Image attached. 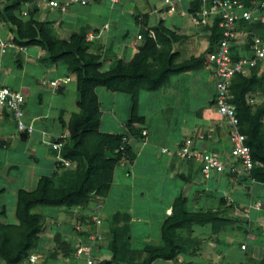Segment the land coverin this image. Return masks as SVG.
<instances>
[{
	"label": "crops",
	"instance_id": "0c3cea01",
	"mask_svg": "<svg viewBox=\"0 0 264 264\" xmlns=\"http://www.w3.org/2000/svg\"><path fill=\"white\" fill-rule=\"evenodd\" d=\"M8 1L9 0H0V9ZM177 1L178 9L174 13H169L167 11V6L163 0H119L118 2H113V0H88L85 5L74 4L64 12L57 8L42 6L39 8L36 17L40 21H49L50 24L48 26L52 29V33L60 39L69 40L72 33L78 31V29L97 33L98 37L95 38V40L100 46L99 48H102L104 52L100 51V49L92 51L102 54V58L107 59L102 67H105V70H108L113 65L115 59L122 58L129 60L133 57L138 51L139 44L142 43V39H139L138 36L144 35L148 29L158 25L161 20H163V23L167 28L183 36L182 39L176 41L178 47L179 44L182 45L184 42L186 45L188 42L193 45V52H191L188 57H183L181 48L178 50L177 46H173V51L179 52L178 58H180L181 61L186 60L191 56L200 55L203 52H206L208 48L213 47L214 44L210 41L211 30L205 26L195 25L191 19L192 16L190 17L187 15V13L191 15L193 0ZM31 2H36V0H32ZM183 12L184 14H182ZM54 13H58L57 16H53ZM81 17H84L86 20L81 19ZM127 22L129 23L127 24ZM87 24H92V27L87 29ZM97 24L101 25V28L97 26ZM124 25H126V27ZM0 26H2V28L4 26L7 29L6 39L1 37V33L0 37L6 41H11L13 37L11 32L13 31L9 24L0 21ZM248 26L243 25L241 28L245 35L250 33V37L254 34H260L262 36L261 32L258 30L253 31L254 33L251 32ZM245 35L243 34L234 44L232 48L234 56L238 53H240L238 54L240 56L252 54L250 40L249 38L247 40ZM200 37L203 42H198ZM174 44L175 42L173 45ZM202 47H205V50H203ZM24 48L26 49H21L19 47L8 48L5 52L7 54L5 63L3 64L0 62V86H10L15 90H20L24 93L26 98L24 105V120L35 126V132L28 135L18 131L15 120L8 113V115L0 117L1 166L8 168L7 170H9V172L13 170L16 171L19 176V178H17L16 174L14 179L17 180L11 179L12 182L10 181V184L0 180V195H5L6 197L9 195L8 193H10L13 196L16 207L13 214L14 219L10 223L17 224L20 223L16 212L18 194L21 189L33 190L36 188L39 179L44 175L52 176L55 186L64 185V179L61 176L62 169L59 168L58 163V161L61 160L60 150L52 148L51 143L58 141V138L69 136L68 128L64 126V124L68 122L72 112L79 111L76 104L79 97L77 79L74 74L68 71L67 64L63 61H52L49 58V53L43 51L39 46L24 45ZM200 50H203V52L199 53L198 51ZM180 60L177 59V61ZM259 65L257 75L262 76L264 73V60L261 61ZM205 70H207L209 74V77L207 78L204 77ZM192 72L197 74H192ZM185 75L194 77V83H196L197 80L199 82V87L201 88L202 86V88H206L207 91L209 85L211 86V82H213L211 96L207 98L204 104H197L195 107L192 106L187 108V105L184 104L182 99H180L177 92L172 93L174 89L171 87V84L168 85V83L171 82L172 78L173 81H178V79ZM195 75L197 79H195ZM64 76H70L71 80L66 82L60 90H53L49 81ZM43 80H45L46 83L43 84ZM261 82L251 93L248 94V100L254 106L263 103V100L260 99L262 87ZM99 89H101V92H103V95L106 97L109 96V94L107 95V93H105L106 91H108V93L112 92L104 87H97L96 91L99 100L101 97V95H99ZM154 92V101L152 102L154 111L150 110L151 107L144 106V110L139 107L141 106L139 93L137 113L144 116L145 121L138 125V127L141 128V130H147V134L142 138H140L141 135L139 134L136 136L131 134L129 141L136 151V157L133 161L125 162H133L134 164L138 163V158L144 154V159L154 165L156 158L161 152L162 156H160L163 166L170 171L172 177H177V179L183 181V193L181 194L187 197L189 207L192 210L204 208L205 210L217 211L215 208L219 209L220 204L225 203H234L236 209L238 207L244 209L246 205L249 206L250 204H255L259 201L263 203L261 209L252 207L253 209L250 211V222L253 226L252 229L247 230L246 228H243L242 230L239 227L234 228L231 226L233 221L231 222L228 220L220 221V225H215L213 222L204 225L194 224L191 232L186 233V231H184L182 233L185 239L186 237L189 238L190 244L188 245L187 250L181 253L178 259H158L154 264H244L245 262L246 264H264V193L258 192L252 184V187L248 188V183L254 182L257 184L260 183L259 185H261L262 182L256 180L252 181L246 179V177L243 178L244 180L241 178L235 180L230 173L225 171L221 173L213 172L214 174L217 173L214 175L216 181H220L222 184L214 185V183H212L211 185L205 184V186H202L210 176L207 178L201 173L199 163L183 161L174 154L163 153L161 151L162 147L175 149L185 138L191 137L194 139L197 147L207 151L217 152L227 161L231 159L229 128L226 120L217 112L213 103L215 94V77L213 66L208 60V57L204 66L200 69L174 74L169 78L167 83ZM28 95L30 97H28ZM126 95H129L131 105V101H133L132 97L128 93H126ZM68 96L71 97V100L68 99ZM123 97L126 98V96ZM29 98H32V101L34 102H30ZM69 102H71V104L73 103L76 108L74 111H69L70 109L67 107ZM164 103L165 105L163 107ZM127 112L130 116L128 119L120 116L119 119L117 113L114 112L119 122L118 126L123 124V127H121L120 130L102 129V115L100 120V130L111 133L127 132L128 127L126 122L132 116L133 107H130ZM187 112L193 114L194 118H189L188 115H186ZM122 120L125 122L120 123ZM137 144H140V146L137 147ZM18 145H22L24 151L30 153L29 160L31 162V168H29L28 173H25L26 175H23V178L20 176L22 164L18 163L13 158L11 159L10 155H8L17 150ZM74 164L75 163L72 165ZM72 165L70 166L72 167ZM31 169L33 171H31ZM190 176L193 179L192 181L195 182L191 181ZM201 178L202 180H200ZM23 179H26L24 182L25 184H22ZM188 187H190L189 190H187ZM205 187L206 191H204ZM178 196H174V199L169 202L175 201ZM221 199L222 201L220 202ZM229 199H233L232 202H230ZM97 204L98 203L96 202L95 205L97 206ZM94 206L90 209V212L95 209ZM102 209H105V204H103ZM166 210L167 214L171 213L170 207H166ZM237 210L238 215L240 213L243 214V210ZM89 213L82 218L85 220L86 217L90 216ZM72 214L76 215L73 211ZM111 214V222H109L110 226L113 223L115 228H118V230L120 229L124 235L127 236V232L123 230L126 227L119 223L123 219L127 220L128 216H124L125 218L121 217V219L118 216L117 211ZM41 215L43 216V214ZM226 217L229 218L227 215ZM162 220L164 221V219ZM162 220L160 221V236L162 235ZM105 225L108 226V224ZM60 226H62L61 222L58 221V231L60 230L63 232L60 240L66 239L73 247L71 255H67L63 258H72L74 256L78 261L77 264H82L83 258H78L75 254L77 244L80 241L89 240L91 234L99 233L100 230L98 226L94 223L89 224L88 222V224L83 225L84 227L82 229L79 226L74 225L72 236L77 243H72V241L67 239V234L70 233L69 228L72 224L70 223L67 233L65 230H61ZM108 228L111 232L110 228L112 227L108 226ZM112 236L107 239L106 237L103 238L102 235V239L96 243L95 249H93V257L95 260L105 258L110 259L113 256L112 251L109 249V243L112 240ZM129 238H133L132 243L137 241L131 233H129ZM49 240H51V238H49ZM49 240L46 239V242H43L45 246L48 245ZM149 244L150 243L146 244L144 242V245L141 246L143 248L130 246V249L133 252L134 250H144ZM242 244L246 245L245 249L241 247ZM40 258H42V256ZM127 259L126 260L129 261L131 258L127 257ZM124 261L125 260L121 259L113 264H127V262Z\"/></svg>",
	"mask_w": 264,
	"mask_h": 264
},
{
	"label": "trees",
	"instance_id": "16d2710c",
	"mask_svg": "<svg viewBox=\"0 0 264 264\" xmlns=\"http://www.w3.org/2000/svg\"><path fill=\"white\" fill-rule=\"evenodd\" d=\"M28 1L32 0H9L0 9V14L14 32L12 41L22 46H39L49 53L52 61L65 62L68 71L76 76L79 94L76 104L79 111L72 112L68 122L64 124L68 128L69 136L58 138V141L63 142L60 149L61 158L75 164L71 167L66 166L63 160L58 161L59 168L62 169V178L64 179L63 175H71L63 180L62 186H55L52 176L44 175L33 190L19 191L16 214L20 223L0 222V259L7 264H20L31 253L37 252L45 223L40 213L33 212L35 207L39 205L72 207L87 203L92 195L102 197L109 192L116 167L121 162L133 161L136 157V151L129 141L131 134L133 136L139 134L140 138L144 136L138 125L145 121V117L136 111L140 91H155L167 83L174 74L200 69L213 48L178 62L179 52L173 51V43L183 36L167 28L161 20L158 25L142 35V43L133 57L129 60L117 58L110 69L102 70L104 58L102 54L90 50L96 40H88L86 30L73 32L69 40L57 38L47 22L37 19L36 14L41 6L33 4L28 13L23 14L24 4ZM243 1L252 11L264 13V4L261 2L255 6L247 0ZM192 4L191 11H195L199 8L200 2ZM245 25H249L251 32L258 30L264 37L261 29L264 23ZM205 27L211 30V43H217L221 38L218 20ZM238 54L234 57H239ZM258 66L250 75H237L234 78L232 101L236 105L241 130L247 135V144L251 147L253 157L264 163V102L254 106L248 100V94L264 77V73L262 76L257 75ZM97 87L131 95L133 112L127 123V132L111 133L100 130L103 111ZM6 115L8 114L5 113ZM231 175L241 176L243 173ZM245 177L264 182V165L254 167ZM226 220L228 219L222 217L218 210L204 208L192 210L187 197L180 194L173 202L172 214L162 223V243L146 246L143 250L146 257L137 264H154L158 259H178L190 244L189 238L185 239L182 236L184 231L191 232L193 224L204 225L213 222L220 225V221ZM112 233L109 249L113 256L110 259L97 260V264H113L121 259H127L128 251L131 250L128 246L130 242L127 241L129 233L123 238L124 233L115 227ZM68 244L72 253V244L69 242ZM130 262L127 261V264H133Z\"/></svg>",
	"mask_w": 264,
	"mask_h": 264
},
{
	"label": "rangeland",
	"instance_id": "374dc122",
	"mask_svg": "<svg viewBox=\"0 0 264 264\" xmlns=\"http://www.w3.org/2000/svg\"><path fill=\"white\" fill-rule=\"evenodd\" d=\"M247 1L251 4H254L255 6L258 5L259 2L264 4V0H247ZM57 14L58 13H54L53 16H57ZM187 15L191 17L190 14L187 13ZM81 19H85V18L81 17ZM0 21L4 22V19L2 18L1 14H0ZM128 23L129 22H127V24ZM47 24H50L49 21L47 22ZM97 26L101 28V25L97 24ZM124 26L126 27V25ZM90 27H92V24L86 25L87 29H89ZM261 29L264 32V27H262ZM80 30L78 29V31ZM0 33H1V37L5 38L7 34V29L4 26L3 28L2 26H0ZM11 34L13 36L14 32H11ZM191 39L193 40L192 37ZM199 41L203 42L201 37L198 40V42ZM173 46L178 47V44L175 42ZM192 46L193 45H191L190 42H188L187 45L184 42L182 43V45L179 44V47L177 49L179 50L181 48L183 57H186V56L188 57L190 53L193 52ZM99 47L100 46L98 45V43L94 41L90 50L97 51L100 49V51L104 52L102 48H99ZM202 48L203 50H205L204 49L205 47H202ZM203 50L202 51L200 50L198 52L201 53L203 52ZM5 54L6 53H0V62H2L3 64L5 63V60L7 59V54L6 55ZM178 60H180V58H178ZM105 61H107V59H104V62ZM101 69L105 70V67H101ZM188 74H191V73H188ZM192 74H197V73L192 72ZM204 74H205L204 75L205 78L209 77L207 70L204 71ZM195 79H197L196 75H195ZM194 81H195L194 77L185 75V76H182V78L178 79V81H173V78H172L171 82L168 83V85L171 84V87H173L174 89L172 93L177 92V95H179L180 99L184 101V104L187 105V108H190L192 106L195 107L197 104H204L207 98L211 96V89L213 86V82H211V86L209 85V89L207 91L206 88H202V86L201 88L199 87V82L197 80H196V83H194ZM261 83H262V87H261V92H260V95H261L260 99H262L263 100L262 102H264V77ZM105 93H107V95L109 94V96L106 97L105 95H103V92H101V89H99V95H101L100 101L103 107L102 108L103 120L101 123V128L104 130L106 129L120 130V128L123 127V124L121 126H118L119 122L114 112L117 113L118 118L120 116V117H125V119H128V117L130 116L127 111H129L130 107H133V101H131V105H130L129 95H126V93H123V92L112 91L108 93V91H106ZM154 95H155L154 91L141 90L140 91L141 106L139 107L143 110H144V106H147L149 108L151 107L150 110L154 111V106L152 103L154 101ZM123 96H126V98ZM28 97L30 96L28 95ZM29 99H30V102L32 103L34 102L32 101V98H29ZM68 99L71 100V97L68 96ZM164 105L165 103L163 104V107ZM67 107H69L70 109V110L68 109L69 111L71 110L74 111L76 109L73 103L71 104V102L68 103ZM179 115H180V112H179ZM186 115H188L189 118H194V115L191 113L187 112ZM123 120L120 121V123H124L125 121ZM127 123L128 121L126 122V125ZM138 146H140V144H137V147ZM8 155H10L11 159L13 158L18 163L22 164L20 176H22L23 178V175H26L25 173L26 172L28 173L29 168H31V162L29 160L30 153L25 152L24 147L22 145H18L17 150H15L13 153H10ZM160 155L162 156L161 152L159 156L156 158L154 165H152L151 162L144 159L145 158L144 154H142L141 157L138 158L139 160V161L137 160L138 163H135V164L133 162L132 163H126V162L120 163L115 169V175H114L112 186L109 192L105 196L97 197L95 195H92L87 203L76 205V206L74 205L72 207L58 206V205H39L35 207L33 209L34 210L33 212H40L41 214H43L44 217L42 216L43 217L42 221L45 223L44 231L40 235V242L36 249L37 253L41 254L42 258H40L36 264H77L78 261L74 256L72 258H63V257H66L67 254L71 255V252H70L71 249L66 239L60 240L63 232L60 230L58 231V221H60L62 225L60 226V229L65 230L66 233L68 231V228L70 227V223L72 224V226L69 228L70 233L67 234L68 235L67 239L69 241H72V243L73 242L77 243V241L72 236L73 226L74 225L79 226L80 228L83 229L84 224H88V222L90 224L91 221H93V216H95L94 215L95 213L99 215L98 218L102 219L101 224L98 225V228L100 230L99 235L101 239H102V235H103V238L106 237L107 239L113 235V233L111 232L113 231L115 225H113L112 223V225L110 226L109 222H111V215H112L111 213L117 211L118 216L120 218L121 217L125 218L124 216H128L127 220L123 219L121 220L119 224H122L124 227H126L123 230H125L127 233L128 232L131 233L137 240L135 243H132L133 238L130 239L129 234H128L127 241L129 242L131 241L130 242L131 245H128V246L143 248L141 246L144 245V242L146 244L150 243L149 245H151V243L152 245L154 244L160 245L162 243V238L160 236L161 234L160 221L162 219H166L168 215L172 214V206H173L174 201L173 202H169V201L174 199L173 198L174 196L176 197L179 194L183 193L182 188L184 186L183 181H181L180 179H177V177L176 178L172 177L170 175L171 174L170 171L167 170L165 166H163V164L161 163ZM231 159H233L232 156H231ZM1 163L2 162L0 161V169L2 168L0 170L1 171L0 180L10 184L12 182L11 179L15 178V175L17 174V172L14 170L9 172V170H7L8 168L1 166ZM31 171L33 170L31 169ZM215 174L214 173L211 174L210 178L207 181H205V183H203L202 186H205V184L211 185L212 183H214V185L222 184L220 181H216V179L214 178ZM63 176H64V179H68L71 175H63ZM231 176L235 180L236 179L238 180L239 178L243 179L246 175L243 174L241 175L242 177L238 175H231ZM17 178H19L18 174H17ZM14 180H17V179H14ZM25 180L26 179L22 180V184H25L24 183ZM192 180L193 179L191 177V181ZM200 180H202V178ZM192 182H195V181H192ZM248 184L250 185V186L248 185V188H251L252 187L251 184H252L258 192L264 193L263 184L259 185L260 183L257 184L254 182L248 183ZM190 187H188L187 190H189ZM205 189L206 187L204 188V191H206ZM8 194L9 195H7L6 197L5 195H0V222L2 223L4 222L10 223L14 219L13 214L15 211L16 203L14 204L15 201H14L13 196L10 193ZM232 200L233 199H229L230 202H232ZM221 201L222 199L220 200V202ZM96 202L97 203L101 202L102 204H105V209L104 210L96 209L95 207ZM93 206L95 209L92 210V212H90V209ZM4 207L6 208V211ZM166 207H170L171 213L167 214ZM215 209L219 211L222 217L227 218L226 217L227 215L229 217L227 218L228 221H231V222L233 221V223L231 222L230 223H231V226H233L234 228L239 227L242 230L243 228L244 229L246 228L247 230L252 229L253 226H252V223L250 222V218H251L250 211L253 208L248 207V205H246L244 209H242V207L237 208V209L243 210V214L240 213L239 215L237 214L238 210L235 208L234 203L220 204L219 209L217 208ZM72 211L76 213V215H73ZM88 213L90 214V216L86 217L84 220V218L82 217ZM163 216L164 217L166 216V217L164 218ZM116 222H119V221H116ZM93 223L96 225L94 221ZM105 224H108L109 227H112L110 228L111 232L109 231L108 226H106ZM90 236H93V234H91ZM124 237L126 238L125 235ZM49 238H51V240H49ZM46 239L49 240L47 246H45L43 243L44 241L46 242ZM131 252L133 251L131 250L128 251V255H127V257L131 258L129 260L131 261L130 263H133V264L141 263L142 259L146 257L142 249L137 250V251L134 250L133 253ZM54 258H59V259H54ZM125 261L127 262V260ZM0 264H7V263L4 260L0 259ZM20 264H24V262Z\"/></svg>",
	"mask_w": 264,
	"mask_h": 264
},
{
	"label": "built area",
	"instance_id": "2783aa9c",
	"mask_svg": "<svg viewBox=\"0 0 264 264\" xmlns=\"http://www.w3.org/2000/svg\"><path fill=\"white\" fill-rule=\"evenodd\" d=\"M118 1L113 0V2ZM163 1L169 13L177 11V0ZM87 2L88 0H36V2H26L24 4L23 14L26 15L33 4L39 7L48 6L50 8H57L64 12L74 4L85 5ZM193 2H200L199 8L191 11L192 20L195 25L207 26L218 20V25L221 29V38L213 45L212 51L208 54V60L213 66L215 77L213 103L217 112L226 120L228 125L229 141L231 144L230 156L233 159L227 161L217 152L197 147L194 139L191 137L185 138L175 149L162 147L161 151L163 153L174 154L183 161L199 163L201 173L207 178L213 172L221 173L225 171L230 174L243 173L249 175L254 167H262L264 163L253 157L251 147L247 144V135L241 130L237 108L232 101L234 98L233 82L237 75H250L252 70L264 60V37L260 34H254L250 37V33L245 35L244 31L241 30L242 26L247 23H264V13L252 11L243 0H193ZM243 34L247 40L248 38L250 40L252 54L234 57L232 48ZM97 37L98 34L93 31L87 34L88 40H93ZM138 37L141 39L142 35ZM11 47L26 49L12 40L6 41L0 37V52L5 53ZM70 80V76L58 77L50 80L49 84L57 91ZM42 83L44 84L46 81L43 80ZM25 101L26 98L22 91L15 90L6 85L0 86V117L8 113L15 120L19 132L33 134L35 131L34 126L24 120ZM142 134L145 136L147 130H142ZM51 146L54 149L60 150L63 142L55 141L51 143ZM122 148L124 147L122 146ZM61 160H63L66 166L72 164L68 159L61 158ZM262 184L264 185V182ZM102 207L103 204L100 202L97 204L96 209L100 210ZM248 207L261 209L263 203L259 201L255 204H250ZM94 215L93 221L98 226L101 224L102 219L98 218L99 215L97 213ZM100 239L99 233H95L93 236H90L89 240L80 241L77 244L75 254L78 258H83L82 264H97V260L93 257V249H95L96 243ZM241 247L245 249L246 245L242 244ZM40 257L41 254L33 252L24 261V264H36Z\"/></svg>",
	"mask_w": 264,
	"mask_h": 264
},
{
	"label": "clouds",
	"instance_id": "9594fccd",
	"mask_svg": "<svg viewBox=\"0 0 264 264\" xmlns=\"http://www.w3.org/2000/svg\"><path fill=\"white\" fill-rule=\"evenodd\" d=\"M263 183V182H262Z\"/></svg>",
	"mask_w": 264,
	"mask_h": 264
}]
</instances>
